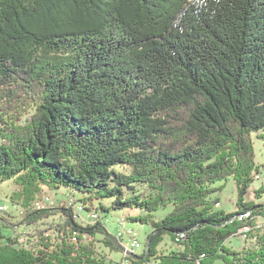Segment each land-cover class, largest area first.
Here are the masks:
<instances>
[{
    "label": "trees",
    "instance_id": "16d2710c",
    "mask_svg": "<svg viewBox=\"0 0 264 264\" xmlns=\"http://www.w3.org/2000/svg\"><path fill=\"white\" fill-rule=\"evenodd\" d=\"M254 138L264 0H0V184H14L23 227L0 230V264H122L69 198L35 209L46 191L80 194L88 215L135 210L124 220L151 233L133 264H264V230L249 233L264 201H245ZM229 180L237 209H214ZM238 233L252 243L226 246Z\"/></svg>",
    "mask_w": 264,
    "mask_h": 264
},
{
    "label": "rangeland",
    "instance_id": "374dc122",
    "mask_svg": "<svg viewBox=\"0 0 264 264\" xmlns=\"http://www.w3.org/2000/svg\"><path fill=\"white\" fill-rule=\"evenodd\" d=\"M254 143V151H255V160L256 162L261 165V173L258 174L259 178L255 179L252 183L250 189L247 191L245 201H254L256 203H261L264 201V197L258 201L255 200L254 191L261 186H264V143L259 140L255 139L253 140ZM224 183H217L214 185V187H221V190L213 193L211 195V198L217 199L219 205H216L214 209H222L225 212H232L236 210V187L232 180H229L225 185ZM15 186L11 181L4 182L0 184V206H6L7 207V213L0 214V230H2L3 234L5 236H10L15 233H19L22 231L23 227L21 224H19V221L21 220V209L12 204L9 200L10 194L14 191ZM80 197V194L74 193L73 196H68L65 192L59 191V192H52V191H46L45 194V200H46V208H52V207H58L60 204L66 201V198H69L72 200V208L77 214L76 221L82 225L87 226L89 225V219L87 218L88 213L84 210L79 211L78 208L81 207V203L78 201ZM52 203V205H51ZM110 203L109 200H105L104 204L108 206ZM171 209V206H168L166 209L161 210L159 213L155 214L156 218H158V215L164 216L167 214ZM135 210L130 209H124V210H117L115 212H111L108 214H101L102 217L108 219V223L104 225L105 229L111 235L116 239V234L118 231H123L127 228L133 229L137 235L138 240L143 247L146 243L147 235L151 233V227L149 225L141 224V223H132L125 221L123 226H118L117 220L118 219H125L128 215H135ZM4 219L6 222L11 224V228H3L2 222ZM54 219H58V216H55ZM254 226H251V229L249 233H255L257 231H263L264 230V216L256 215L252 218ZM97 239L102 238L101 234L96 235ZM253 239L249 238L248 236H243L242 234L238 233L236 236H232L229 238L225 245L234 249L239 250L243 246L250 245L252 243ZM96 246H98V250L101 253H106L111 259L115 261H119L122 257L121 251L116 252H109L107 248H105L101 243L96 242ZM123 244H127V239L125 238L123 240ZM174 244L170 241L168 236H165L162 243L159 245L158 249L162 252H168L171 250V248H175ZM141 251H137V253H140ZM215 264H222L220 261L215 262Z\"/></svg>",
    "mask_w": 264,
    "mask_h": 264
},
{
    "label": "built area",
    "instance_id": "2783aa9c",
    "mask_svg": "<svg viewBox=\"0 0 264 264\" xmlns=\"http://www.w3.org/2000/svg\"><path fill=\"white\" fill-rule=\"evenodd\" d=\"M259 178V175L256 176V179ZM46 200L44 198L43 201H38L34 204L35 209H43L46 208ZM52 205V203H51ZM219 205V203L217 204ZM67 206L72 207V200H67ZM73 209V208H72ZM79 211L83 210V206L78 208ZM7 207L6 206H0V214L7 213ZM74 211V209H73ZM75 217L77 218V214L74 211ZM89 219V225H95L97 223L106 224L108 223V219L102 218L98 213H96V218H88ZM125 220L124 219H118L117 224L118 226H123ZM241 234V233H240ZM127 239V244H123V240ZM116 239L119 241L121 246V254H122V264H133L135 258L134 256L137 255V251L141 250L143 251L144 246L142 247L139 240L137 233L131 229L127 228L123 231H118L116 234Z\"/></svg>",
    "mask_w": 264,
    "mask_h": 264
},
{
    "label": "bare ground",
    "instance_id": "6f19581e",
    "mask_svg": "<svg viewBox=\"0 0 264 264\" xmlns=\"http://www.w3.org/2000/svg\"><path fill=\"white\" fill-rule=\"evenodd\" d=\"M87 218H96V213H92V214H89L87 216ZM247 231V229H245V232Z\"/></svg>",
    "mask_w": 264,
    "mask_h": 264
},
{
    "label": "crops",
    "instance_id": "0c3cea01",
    "mask_svg": "<svg viewBox=\"0 0 264 264\" xmlns=\"http://www.w3.org/2000/svg\"><path fill=\"white\" fill-rule=\"evenodd\" d=\"M141 251V250H140ZM142 251L140 253H137V255H141Z\"/></svg>",
    "mask_w": 264,
    "mask_h": 264
}]
</instances>
